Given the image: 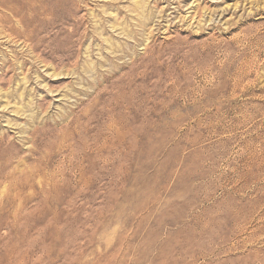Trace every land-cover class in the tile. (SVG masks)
Returning a JSON list of instances; mask_svg holds the SVG:
<instances>
[{
    "label": "rangeland",
    "instance_id": "1",
    "mask_svg": "<svg viewBox=\"0 0 264 264\" xmlns=\"http://www.w3.org/2000/svg\"><path fill=\"white\" fill-rule=\"evenodd\" d=\"M0 264H264V0H0Z\"/></svg>",
    "mask_w": 264,
    "mask_h": 264
},
{
    "label": "bare ground",
    "instance_id": "2",
    "mask_svg": "<svg viewBox=\"0 0 264 264\" xmlns=\"http://www.w3.org/2000/svg\"><path fill=\"white\" fill-rule=\"evenodd\" d=\"M18 36V35H17Z\"/></svg>",
    "mask_w": 264,
    "mask_h": 264
}]
</instances>
